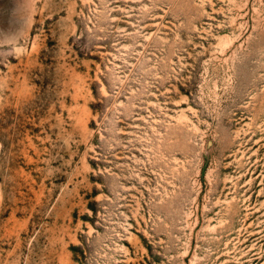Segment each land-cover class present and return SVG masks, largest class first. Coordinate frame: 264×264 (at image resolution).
<instances>
[{
  "label": "rangeland",
  "instance_id": "374dc122",
  "mask_svg": "<svg viewBox=\"0 0 264 264\" xmlns=\"http://www.w3.org/2000/svg\"><path fill=\"white\" fill-rule=\"evenodd\" d=\"M0 264H264V0H0Z\"/></svg>",
  "mask_w": 264,
  "mask_h": 264
}]
</instances>
